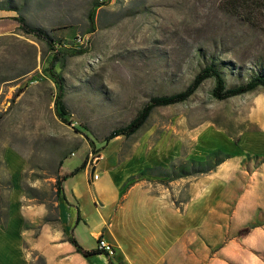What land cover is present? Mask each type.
Wrapping results in <instances>:
<instances>
[{
    "label": "rangeland",
    "instance_id": "rangeland-1",
    "mask_svg": "<svg viewBox=\"0 0 264 264\" xmlns=\"http://www.w3.org/2000/svg\"><path fill=\"white\" fill-rule=\"evenodd\" d=\"M96 1L103 3L95 31L87 34V14ZM220 1L0 0V21L22 16L30 27L67 46L74 36L82 37L84 51L64 55L57 67L67 125L55 113V86L44 72L52 54L47 43L24 33L16 22L6 31L0 27V216L15 182L7 171L20 167L16 181L23 196L47 204L41 223H55L56 179L65 163V168L81 163L89 149L82 134L95 144L87 157L91 164L112 151L119 153V161L130 158L135 148L157 154L158 163L139 177L173 197L178 194L180 201L186 198V179L207 173L199 172L207 169L212 152L228 155L219 165L239 163L243 168L244 161L233 158L232 151L240 158L249 153L261 163L264 141L257 131H264V89L217 100L212 78L187 101L154 108L130 137L102 142L150 98L183 91L207 59L215 60L229 85L246 81L255 70L264 74V15L257 13L251 25L222 12ZM12 8L16 11H8ZM262 222L254 219L237 234ZM227 225V241L238 240L232 233L239 223L229 220ZM216 240L211 237L213 245ZM220 247H209L206 256L197 247L194 260L185 257L180 263L219 264L215 253Z\"/></svg>",
    "mask_w": 264,
    "mask_h": 264
},
{
    "label": "crops",
    "instance_id": "crops-1",
    "mask_svg": "<svg viewBox=\"0 0 264 264\" xmlns=\"http://www.w3.org/2000/svg\"><path fill=\"white\" fill-rule=\"evenodd\" d=\"M257 132L264 141V131ZM88 148L80 164L65 168V163L60 170L59 175L69 174L84 164L62 181L53 202L55 223H41L47 204L23 196L16 181L20 167L7 171L15 182L0 216V264H36L38 258L41 264H181L185 257L195 259L197 247L206 256L217 245L219 264H264V157L257 165L251 154L240 158L232 151L233 158L244 161L242 169L239 163H222L200 178L188 177L186 198L180 201L178 194L173 197L139 177L158 163L157 154L135 148L130 158L119 161L117 151H106L105 158L91 164ZM254 219L263 222L237 234ZM229 220L239 223L232 233L236 241H227ZM71 236L88 251L104 239L113 254L83 257L67 239ZM213 236L219 239L214 245Z\"/></svg>",
    "mask_w": 264,
    "mask_h": 264
},
{
    "label": "trees",
    "instance_id": "trees-1",
    "mask_svg": "<svg viewBox=\"0 0 264 264\" xmlns=\"http://www.w3.org/2000/svg\"><path fill=\"white\" fill-rule=\"evenodd\" d=\"M102 1L93 2L91 8L87 14L88 29L87 34L93 33L95 31V17L97 9L102 5ZM219 9L232 17L238 18L240 21L249 23L251 25L256 24V14L262 13L264 15V0H221L219 4ZM8 11H16L14 8ZM16 22L20 29L24 33L34 35L37 38L44 40L52 52L50 59L47 62L44 72L52 79L55 86V99H54V109L55 113L60 121L70 125L69 121L66 119L67 110L62 102L64 96V84L60 74L57 71V67L61 58L64 55H81L84 51L81 47L82 37L74 36L71 40V45L67 46L66 43L55 42V40L42 32L41 29L32 28L24 22L22 16L17 15L13 18H7L6 20L0 21V27L3 31H6L9 27H12ZM81 38V39H80ZM76 40H79L76 42ZM200 68V67H199ZM213 79L215 86L211 91L212 97L217 100H226L236 96L244 95L253 92L257 89H264V74L258 70H255L251 76L247 77V80L237 84L229 85L227 84L224 76L217 67V63L214 59H207V62L196 72L192 82L181 92L173 93L169 95H160L150 98L144 106L138 111L137 115L125 126L116 128L112 130L107 136L104 137L103 143L107 145L110 141L118 137H130L136 133L146 122L151 111L154 108L166 107L175 104H180L187 101L200 85L207 79ZM13 101V100H12ZM74 131L78 132L77 129ZM79 133V132H78ZM86 142L88 143L91 150L95 149L94 142L89 139L85 134ZM227 154H223L221 151L212 152L207 157V169L205 171H200L199 173L210 172L216 169V167L227 158ZM214 163V164H212ZM84 167V164L80 165L78 168L74 169L69 174L59 175L56 179V189L57 191H62V181L66 178L73 176L78 171ZM69 241L75 247L76 251L80 253L83 257H90L100 253L101 251L96 250H84L73 236L69 237ZM102 253V252H101Z\"/></svg>",
    "mask_w": 264,
    "mask_h": 264
},
{
    "label": "built area",
    "instance_id": "built-area-1",
    "mask_svg": "<svg viewBox=\"0 0 264 264\" xmlns=\"http://www.w3.org/2000/svg\"><path fill=\"white\" fill-rule=\"evenodd\" d=\"M93 178L96 179L97 175H93ZM97 249L100 250L107 257H109L113 254V249H112L111 244L107 243V241H105L104 239H98Z\"/></svg>",
    "mask_w": 264,
    "mask_h": 264
},
{
    "label": "bare ground",
    "instance_id": "bare-ground-1",
    "mask_svg": "<svg viewBox=\"0 0 264 264\" xmlns=\"http://www.w3.org/2000/svg\"><path fill=\"white\" fill-rule=\"evenodd\" d=\"M81 39V38H80Z\"/></svg>",
    "mask_w": 264,
    "mask_h": 264
}]
</instances>
